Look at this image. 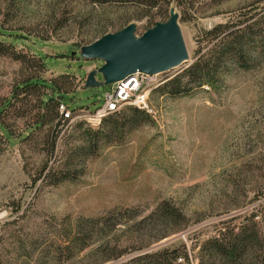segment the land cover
I'll use <instances>...</instances> for the list:
<instances>
[{
	"label": "rangeland",
	"instance_id": "1",
	"mask_svg": "<svg viewBox=\"0 0 264 264\" xmlns=\"http://www.w3.org/2000/svg\"><path fill=\"white\" fill-rule=\"evenodd\" d=\"M65 2H22L11 23L27 27L32 34L26 31L12 41L17 49L42 60L46 80L58 74L75 76L72 91L54 92V96H60L69 109L91 111L102 105L112 84L84 87L86 74L102 61L83 58L79 49L85 45L83 40L97 36L94 29L100 24H114L109 25L108 32H115L130 19L136 23L135 34L139 36L151 27L149 20H166L169 7L174 6L188 53L187 60L171 70L177 74L194 60L203 44L204 29L256 4L264 5V0H178L179 5L172 1L160 9L135 3L92 9L86 0ZM68 3L70 16H62V8ZM4 5L0 0V6ZM144 12L141 18H133ZM30 62L20 63L0 55V96L8 93ZM97 77L102 78L101 74ZM159 88L149 97L157 118L149 116L135 127L111 134L73 180L57 185L34 182L42 166L52 165L56 155L55 151L49 157L48 147H40L41 139L27 143L15 137L10 144L0 142V264H43L36 258L38 253L30 254L32 257L24 254L16 234L21 239L41 238L40 234L46 237L52 222H73L79 216H99L112 209L123 213L120 224L108 236L120 242L125 253L102 264L125 262L164 246L179 248L181 256L188 254V264H197L199 243L214 234L221 221L233 217L231 222L238 223L263 200L254 199V193L264 192V63L253 70H234L218 88L203 85L176 96ZM69 123L61 126L58 142L61 135L74 132ZM164 199L183 208L189 225L143 250L131 252L139 244L136 240L146 242L150 236L131 235L128 226L132 219L127 216L146 215ZM16 206L20 209L14 212ZM131 236H136L134 241ZM95 244L65 264L98 262V257L95 260L90 254ZM58 263L51 260L46 264Z\"/></svg>",
	"mask_w": 264,
	"mask_h": 264
},
{
	"label": "trees",
	"instance_id": "2",
	"mask_svg": "<svg viewBox=\"0 0 264 264\" xmlns=\"http://www.w3.org/2000/svg\"><path fill=\"white\" fill-rule=\"evenodd\" d=\"M3 1L5 5L0 6V55L20 63L31 62L27 66L28 69L26 68L21 76L12 82L8 93L0 96V142L10 144L15 137L19 142L27 143L41 139L40 147L42 149L44 145L48 147L49 157L55 151L56 155L52 165L48 166L45 163L42 166L34 182L40 180L42 185H57L64 180H73L82 174L87 158L103 142L109 141L111 134L124 128L135 127L145 121L149 115L140 108L124 106L125 110H122L123 107L117 112L104 116L98 127L87 125L83 128L85 124L83 120L70 122L58 108L64 101L60 96L55 97L54 92L62 94L72 91L76 84L75 76L58 74L50 76L48 80L43 77L46 68L42 60L28 51L17 49L12 41L13 38L25 35L24 32L28 31L25 26L11 23L13 14L19 10L22 2L27 0ZM63 1L71 2V0ZM172 1L179 5L178 0H86V3L90 4L92 9H94L92 6L117 3H135L160 9ZM69 4H65L62 8V16H70L72 8H66ZM143 15H146V12L133 18L139 19ZM129 20L127 19L122 26H125ZM162 20H149L150 26ZM109 25L113 27L114 24H100L94 29L97 36L83 40L82 43L89 44L107 33ZM85 37H88V33ZM201 39L203 44L198 48L194 60L181 72L164 82L159 88L160 92L176 96L187 94L203 85L218 88L234 70L248 71L262 66L264 5L260 7L256 4L231 19L204 29ZM47 89L51 92L49 93ZM68 122L69 125H73L74 132L61 135V141L58 142L61 126ZM39 132L42 134L39 135ZM256 192L254 199L263 200L243 215L241 221L232 223L233 217L221 221V226L216 232L199 243L197 264H264V192L257 194ZM19 209L20 207L16 206L13 211ZM122 213L121 209H112L99 216H79L73 222L61 224L52 222L53 226L49 231L53 233L49 232L50 235L47 234L46 237L40 234L41 238L33 236L21 239L20 234H16L18 246L29 257L38 253L39 256L36 258L43 264L51 260L65 264L96 242L90 254L95 260L98 257V262L92 264H102L117 259L125 253L121 243L108 236V232L120 224L119 217ZM127 218L132 219L128 226L131 235L150 236L146 242L136 240L135 243L139 244L132 247L131 252L143 250L151 243L177 233L189 225V219L183 208L168 199L160 201L146 215L139 216L137 213H132ZM130 238L134 241L136 236ZM179 259L180 261L183 259L184 262H177ZM187 262L186 252L181 256L179 248L164 246L154 251H144L118 264H188Z\"/></svg>",
	"mask_w": 264,
	"mask_h": 264
},
{
	"label": "water",
	"instance_id": "3",
	"mask_svg": "<svg viewBox=\"0 0 264 264\" xmlns=\"http://www.w3.org/2000/svg\"><path fill=\"white\" fill-rule=\"evenodd\" d=\"M135 30L136 23L129 22L115 32L105 33L80 46L83 58L102 61L100 66L86 74L84 87L109 85L137 71L163 72L187 60L188 53L174 6L169 7L166 20L156 21L139 36Z\"/></svg>",
	"mask_w": 264,
	"mask_h": 264
},
{
	"label": "built area",
	"instance_id": "4",
	"mask_svg": "<svg viewBox=\"0 0 264 264\" xmlns=\"http://www.w3.org/2000/svg\"><path fill=\"white\" fill-rule=\"evenodd\" d=\"M172 69L153 74L137 71L124 80L115 81L110 90L105 92L102 105L93 111L87 108L72 110L64 102L59 104V111L70 122L83 120L90 127H98L104 116L117 112L124 106L140 108L156 119L157 111L151 105L149 97L152 91L175 75L171 73Z\"/></svg>",
	"mask_w": 264,
	"mask_h": 264
}]
</instances>
